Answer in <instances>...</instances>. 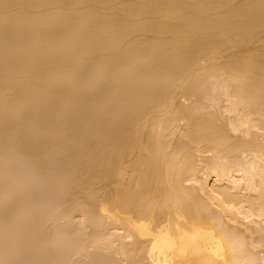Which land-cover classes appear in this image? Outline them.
Returning <instances> with one entry per match:
<instances>
[{
  "label": "bare ground",
  "instance_id": "1",
  "mask_svg": "<svg viewBox=\"0 0 264 264\" xmlns=\"http://www.w3.org/2000/svg\"><path fill=\"white\" fill-rule=\"evenodd\" d=\"M16 155L39 168L8 187L0 166V236L27 264H85L70 234L87 222L86 264H264V0H0ZM49 221L70 253L44 250Z\"/></svg>",
  "mask_w": 264,
  "mask_h": 264
},
{
  "label": "rangeland",
  "instance_id": "2",
  "mask_svg": "<svg viewBox=\"0 0 264 264\" xmlns=\"http://www.w3.org/2000/svg\"><path fill=\"white\" fill-rule=\"evenodd\" d=\"M211 98H212V97H210V98H206L207 100L205 99V101H206V102H207V101L209 102L210 100H208V99H211ZM223 98H224V97H223ZM224 99H225V98H224ZM224 99H223V100H224ZM182 100H184V99H182ZM211 100H212V99H211ZM220 100H221V102H220ZM223 100H222V96L219 94V95H218V100H217V101H218V104L224 103ZM188 101H189V99L186 100L185 102L187 103ZM190 101H191V100H190ZM224 101H225V100H224ZM185 102L183 101L184 104H186ZM203 102H204V101H203ZM225 102H226V101H225ZM187 104H190V102H188ZM204 104H205V103H204ZM207 104H209V103H207ZM225 105H227V102L224 103L223 105H222V104L219 105L220 107H218V105L215 106V107H216V108L218 107V108L222 109V112H224V108H221V107H222V106H225ZM207 108H208V109H207ZM216 108H214V110H217L216 112H217L218 114H219V112H220V115L218 116V114H217L215 117H220V119H221V117L223 116V115L221 114V110H220V109L218 110V109H216ZM205 111H207L206 114H209V113L212 114V115L216 114V112H215V111H214L215 113L212 112V111H213L212 108H210V107H208V106L206 107ZM203 112H204V110H203ZM203 114L205 115V113H203ZM203 114H202V115H203ZM226 114H227V113H225V115L223 116V119H221V122H220V123L218 122V125L221 126V127H224L225 129L227 128V125H228V124H226V122H229L228 119H229V118H231V119L235 118V115H234V114H231V116L226 115ZM217 119H218V118H217ZM220 119H219V120H220ZM224 119H226V120H228V121H226V120H224ZM219 120H218V121H219ZM222 120H224V121H222ZM182 122H183V121L177 123V126L181 125V127H183L182 125H185V124L182 123ZM224 122H225V123H224ZM180 123H182V124H180ZM222 123H223V124H222ZM221 124H222V125H221ZM179 127H180V126H179ZM207 155H208V156H206L207 159L204 158L205 160L202 159V161H201V162H203V164H204L205 162L208 163V157H209L210 154H207ZM10 156H11V155H10ZM10 156H5V157H6L7 159L9 158V160L11 161V158H12V157L10 158ZM12 156H13V155H12ZM210 156H211V155H210ZM5 157L3 156L2 159L0 158L1 161L4 160L3 162L0 161V162H1V163H0L1 165H0V166H1V167H4V168H7V167H9V164H10L11 167H9V168H12V169H10V170L7 169V170L10 172V174H9V172H7V170H6V172H7V174H6L7 177L4 179V180H6L7 185H8L9 183H11L10 185H8V187H10V186H14V184H17V182H18V184H21V182L24 183V184H25V182L27 183V180H28L29 177L31 176V171H32V173H33V170H32V169L29 170V168H30V167H34V169H35L36 166H38V165L34 166L33 164H29V167L26 168V166H28V164H27L28 161L26 162V164H24V163H25L24 159L20 160V159H21L20 156H17V155L15 156V159H16V157H18L20 161H23V163H22V162H19V160H17V159H18V158H17V159H16L17 163H16V161L13 159L14 161H13V162L11 161L13 164H11L8 160L5 159ZM206 160H207V161H206ZM6 161H7V164H6L7 167L4 165V164H5L4 162H6ZM204 161H205V162H204ZM15 163H16V164H15ZM18 163H21V164H18ZM28 163H30V162H28ZM14 164H15V165H14ZM22 164L24 165V167L22 166ZM203 166H204V165H202V167H203ZM202 167H201V168H202ZM19 168H20V170H19ZM38 168H39V166H38ZM15 169H16V170H15ZM26 169L29 171L30 175H28V171H27ZM36 169H37V168H36ZM36 169H35V170H36ZM13 170H14V171H13ZM202 170H203V171H201V172L199 173V174H200L199 179H200V178H202V179L205 178V175H206L207 173H209V171L206 170V169H204V168H203ZM15 171H17L16 174H15ZM22 171H23V172H22ZM24 171H27V172H24ZM19 172H21V174H19ZM23 173H24V174H23ZM8 174L10 175V177L8 176ZM11 174H12V175H11ZM14 174H15V175H14ZM17 174H18V175H17ZM6 175H5V176H6ZM13 175H14V176H13ZM18 176H19V177H18ZM23 176H24V177H23ZM28 176H29V177H28ZM8 177H9V178H8ZM13 177H14V178H13ZM21 177H22V178H21ZM197 177H198V176H197ZM10 178H11V180L13 179V181H11V182L7 181V179L10 180ZM20 179H21V181H19ZM4 180H3V183L1 182L2 187H3L4 185H6ZM16 180H17V181H16ZM22 180H23V181H22ZM15 181H16V182H15ZM209 181H210V179H208V182H209ZM8 187H5V186H4L5 189L8 188ZM30 188H31V187H30ZM28 189H29V188H28ZM3 190H4V189H3ZM6 190H7V189H6ZM29 190H31V192L34 193V194L36 193L35 191L38 190L39 193L42 194V192L39 190V188H37V190H36V188L33 187V188L29 189ZM32 190H33V191H32ZM38 191H37V193H38ZM65 191H66V190H65ZM39 193H38V194H39ZM56 194H57V193H56ZM64 194H65V193H63V194H57L58 196H57V197L54 196V197H55V198H58V197L60 198V197L64 196ZM51 195H52V194H51ZM54 195H55V194H54ZM244 195H245V193H244ZM247 195H248V194H247ZM52 196H53V195H52ZM52 196H51V197H52ZM251 196H255V195H251ZM13 197L15 198V199H14V198L11 197L13 201H12L11 199H9V201H10V205L7 204V203L9 202V201H8L7 203L5 202V206L7 205L8 207L11 208V209H10V208H9V209L12 210V211H10L11 219L13 218V219L15 220V218H16V221H19V220L21 221V220H23L22 217L24 218V216H23L22 214L20 215V213H19V211H18V208H19V205H20V203H21V202H20L21 199H19V198L22 197V199H23V197H24V195H23V191H22L21 193L15 195V196H13ZM16 200L19 201V202L17 203ZM21 201H22V200H21ZM14 204H15V205H14ZM17 205H18V206H17ZM66 205H67V204L65 203V205H64L65 208H67ZM5 206H4V207H5ZM68 206H69V203H68ZM13 207H14V208H13ZM40 209H41V208H38V211H37V210H36V211H37V212H40V213H41V211H43L42 213H44V210L41 209V211H40ZM62 209H64V207H63ZM14 211H18L17 214H15L16 212H14ZM12 212H13V214H12ZM42 213H41V214H42ZM17 217H18V218H17ZM13 219H12V220H13ZM72 220H73V219H72ZM72 220H70V223H71L70 225H71V226H75V225L78 223V222H77L78 219L75 218V219H74L75 222H72ZM36 221L38 222V220H36ZM37 222H36V223H37ZM47 222H48V221H47ZM49 222H50V223L47 224V226H45L46 223L44 224V226H43V228H44L43 231H44V230H45V231L48 230L47 233H46V234H48V236L44 233V235H46V236H45V239L48 237L47 239L49 240V241H47V243H49V242L51 241L52 238H53V241H54V242L51 241V243L47 244L48 247H47V245L44 246V250H46V251L49 252V249H50V251H51V253H52V251H57L58 248L62 247L61 245H64L63 247H66V249H67L68 252L70 253V252H71L70 250H72V248H71L70 250H69V248L72 247L73 244L70 243L71 245H69V242H67V240H65V239L62 240V238H61V239H60V238H58V239H57V238L54 239V238H55L54 235H55V233H56V231H57V226L62 225V223H60V224L58 225V224H57L58 222H57V223L55 222L56 225H57V226H56V225H54L55 223H54L53 221H52V222L49 221ZM76 222H77V223H76ZM52 224H53L54 226H53ZM72 224H73V225H72ZM48 225H49V226H48ZM89 225H90V224L87 222V223H85L83 226L81 225V226H82L81 229H79L80 227L77 228V229H79V230H76V231H77L76 233H72V234H70L71 236L73 235V236H72V240H74V239L76 238V236L80 235L81 231L83 232L81 235H83V234H84V236H85V234H86V236L88 235V236L86 237V239H82L83 236H80V237L76 238V239L78 240L79 244L81 243L80 246H82V247L80 248L79 246H75L74 251H73V253L81 254V255H78V256H82V257H78V258H80V259H79L80 261H85V264L89 262V259H88L87 262H86L85 259H87V258H84V260H83V257L86 255L85 253L88 252L89 249H90L89 247L87 248L88 250L85 248V247H86V244H89V243L91 242V240L93 241V238H95L93 234L90 235L91 232L93 233V231L90 230V229H93V228H92V226L89 227ZM84 226H85V227H84ZM87 226H88V227H87ZM45 227H46V228H45ZM75 227H76V226H75ZM75 227H74V228H75ZM260 227H262V229H263V231H264V228H263V227H264V224H263V226H262V224H261ZM82 228H83V230H82ZM84 228H87V230L84 229ZM88 229H89L91 232H90ZM49 230H50V231H49ZM78 231H79V233H78ZM88 231H89V232H88ZM263 231H262V233H264ZM49 232H51V233H49ZM52 232H53V233L55 232L54 235H53ZM87 232H88V233H87ZM118 232H119V231H117V233H118ZM89 233H90V234H89ZM50 234H51V235H50ZM7 235H9V234H7ZM7 235H6V234L4 235V234L1 233V236H2V238H3V242H2V238H1V236H0V241H1L2 244L4 243V241H7V240H5L4 238H7V239L9 240L10 236H7ZM257 235H258V234H257ZM257 235H255V237H256ZM260 235H261V234H260ZM260 235H259V237H262V236H263V234H262L261 236H260ZM5 236H6V237H5ZM91 236H92L93 238H92ZM8 237H9V238H8ZM49 237H51V238H49ZM89 237H91L92 239H91V240H88ZM87 238H88V239H87ZM263 238H264V236L262 237V239H263ZM95 239H96L95 242L97 243V241H98V240H97V236H96ZM262 239H261V240H262ZM28 240H29V239H28ZM28 240L26 239V241H28ZM87 240L89 241V243H86V242H88ZM9 241H10V240H9ZM9 241H7L6 243H4L5 246H7L6 248H5L4 245H1V243H0V250H2V248L4 247V249H3L2 251H0V257H2V259H0L1 264H2V262H3V264H5V263H6V264H13V263H15L14 261H16V260H15V257H16V256H17L16 258H17V261H18V262L16 261L17 263H15V264H23V263L27 264L26 262H29L28 259H27V260H26V259H23L22 257H20V255H19L18 253H16V252L14 253V251H15V250H14V249H15V245H14V243H13L12 241H10V243H8ZM61 241H62V242H61ZM65 241H66V242H65ZM83 241L85 242V244H84ZM263 241H264V239H263ZM11 242H12L13 244H12ZM55 242H56V243H55ZM126 242H127V241H126ZM28 243H29V241H28ZM52 243L54 244V246L52 245ZM60 243H61V244H60ZM82 243H83L84 245H83ZM262 243H263V242L261 241V244H262ZM9 245H11L12 249H10L11 247H10ZM13 245H14V246H13ZM49 245H51V246H53V247H51V246H49ZM55 245H56V246H55ZM66 245H67V246H66ZM68 245H69V246H68ZM2 246H3V247H2ZM73 246H74V245H73ZM263 246H264V245H261L260 248H259L258 250H261V248H262ZM46 247H47V248H46ZM78 247H79L80 250H78V251L76 252L75 250L78 249ZM7 248H9L10 250L8 249V251H7V250H6ZM31 248H32V247H29V248H28V251H29ZM45 248H46V249H45ZM53 248H56V249H53ZM82 248H84L86 251H85V250L81 251ZM100 248H101V249H100L101 252H100V250H96V251L99 252L98 255H101V256H102V255H104V253L102 252V250H103V249H102L103 246H101ZM34 249L37 250V248H33V249H32L33 251H32V250H30V251H32V252L36 251V250H34ZM51 249H52V250H51ZM262 249H263V250L260 251L261 253H263V251H264V247H263ZM4 250H5L6 252H5ZM11 250H13V253L11 252ZM90 250H91V249H90ZM105 250H107V248H105L103 251L105 252ZM3 251H4V255H2V254H3ZM30 251H29V252H30ZM80 251H81V252H80ZM109 251H110V250L108 249V250H107L108 254H109ZM1 252H2V253H1ZM8 252H9V253H8ZM94 252H95V249H93L92 252L90 251V253H94ZM110 252H111V251H110ZM83 253H84L85 255H84ZM96 253H97V252H96ZM111 253H113V252H111ZM77 254H75V256L73 255L74 257L71 258V260H72V259L75 260V263L78 262V261H76V259H78V258L76 257ZM1 255H2V256H1ZM11 255H12V256H11ZM106 255H107V254H106ZM261 255H263V254H261ZM14 256H15V257H14ZM12 257H13L14 259H13ZM10 258H11V259H10ZM19 258H20V259H19ZM75 258H76V259H75ZM81 258H82V260H81ZM114 258H116V256H114ZM21 259H23V260H21ZM4 260H5V262H4ZM8 261H9V263H8ZM11 262H12V263H11ZM21 262H22V263H21ZM71 262H72V264H74L73 261H71ZM81 263L83 264V262H81Z\"/></svg>",
  "mask_w": 264,
  "mask_h": 264
}]
</instances>
